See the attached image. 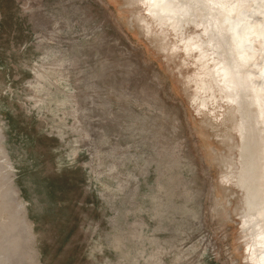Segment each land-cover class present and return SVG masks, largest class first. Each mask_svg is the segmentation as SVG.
I'll return each instance as SVG.
<instances>
[{
	"label": "rangeland",
	"instance_id": "obj_1",
	"mask_svg": "<svg viewBox=\"0 0 264 264\" xmlns=\"http://www.w3.org/2000/svg\"><path fill=\"white\" fill-rule=\"evenodd\" d=\"M182 1L0 0V264H252ZM239 1L212 0L230 36Z\"/></svg>",
	"mask_w": 264,
	"mask_h": 264
},
{
	"label": "flooded vegetation",
	"instance_id": "obj_2",
	"mask_svg": "<svg viewBox=\"0 0 264 264\" xmlns=\"http://www.w3.org/2000/svg\"><path fill=\"white\" fill-rule=\"evenodd\" d=\"M182 2L192 35L203 39L222 75L213 107H229L235 116L239 167L234 176L225 173L224 181L242 196L240 230L248 259L264 264V0L239 1L231 36L212 0Z\"/></svg>",
	"mask_w": 264,
	"mask_h": 264
},
{
	"label": "bare ground",
	"instance_id": "obj_3",
	"mask_svg": "<svg viewBox=\"0 0 264 264\" xmlns=\"http://www.w3.org/2000/svg\"><path fill=\"white\" fill-rule=\"evenodd\" d=\"M150 32V31H149ZM229 44V43H228ZM166 52V51H165ZM221 178H222V180H224L225 179V174H223L222 176H221Z\"/></svg>",
	"mask_w": 264,
	"mask_h": 264
}]
</instances>
